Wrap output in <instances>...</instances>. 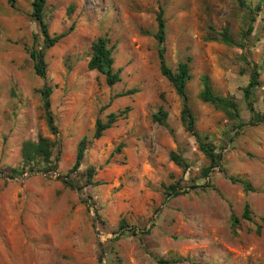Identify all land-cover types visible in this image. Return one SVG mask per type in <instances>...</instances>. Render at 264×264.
Wrapping results in <instances>:
<instances>
[{
  "label": "rangeland",
  "instance_id": "1",
  "mask_svg": "<svg viewBox=\"0 0 264 264\" xmlns=\"http://www.w3.org/2000/svg\"><path fill=\"white\" fill-rule=\"evenodd\" d=\"M258 4L251 15L248 7ZM30 14L31 0H0V173L12 178L0 177V264H158L177 257L178 264H264V227L255 232L264 217V0H47L49 35L66 34L44 50ZM223 28L235 46L208 40ZM98 37L108 39L113 70H120L112 86L87 67ZM160 50L171 70L191 57L185 93L194 129L222 153L223 172L215 167L203 177L210 162L181 124L182 100L161 74ZM31 51H42L44 77L35 74ZM261 63L250 111L242 89ZM203 75L215 94L239 105L237 121L200 101ZM44 86L52 89L56 135L45 121L38 92ZM161 110L166 126L153 120ZM110 113L118 119L95 139V121ZM39 135L58 141L54 170L22 165L23 143ZM83 137L85 158L70 172ZM171 152L191 164L185 173ZM22 166L23 175L12 174ZM90 167L93 185L86 183ZM173 184L179 194L172 197ZM246 202L252 221L233 226L231 216L240 217ZM121 224L129 231L116 239Z\"/></svg>",
  "mask_w": 264,
  "mask_h": 264
},
{
  "label": "trees",
  "instance_id": "2",
  "mask_svg": "<svg viewBox=\"0 0 264 264\" xmlns=\"http://www.w3.org/2000/svg\"><path fill=\"white\" fill-rule=\"evenodd\" d=\"M47 0H31V18L37 23L40 35L43 39V45L42 49H48L54 46L62 37L65 36L66 33H61L56 36H50L48 33V24L45 22V4ZM9 3L11 6L14 4V0H9ZM250 14H254V12H260V5L258 4L255 9H250L248 7ZM249 15L248 18V27L247 31L242 33V36L244 38L247 37V35L251 32L252 26L251 23L254 19L253 16ZM156 22H157V33L156 38L158 39L159 43L162 44L165 40V21L163 19V15L161 12H159L156 15ZM208 40L210 41H219L222 42L225 45L228 46H235V42L230 37L229 32L226 28H223L219 32H213V36L209 37ZM108 39L105 37H98L94 43L91 46V53H90V59L88 61L87 67L90 71H97L100 74L105 76V82L108 86H112L115 83L120 81V70L114 71L113 70V58L111 56V49L107 48ZM242 46V45H241ZM240 46V47H241ZM29 56L31 60L34 62V71L37 76L44 77V63L42 61V51H31L29 53ZM160 57V71L164 78H166L171 85L173 86L176 94L181 98L182 100V108L180 110V121L185 130L193 136L197 143L200 151L205 155V157L209 160L210 164L208 167H204L202 169L203 177L209 178V173L211 172L212 168L219 167L221 171L223 172V164H224V156L221 152H217L213 144L208 141L209 137L207 135H203L198 133L194 129V122L195 119L193 117V114L188 106L187 99H186V83L191 79V75L189 73L190 67L189 63L191 61L190 56H186L184 60L177 63L175 70H171L165 65L164 59H163V51L160 50L159 52ZM243 60L246 59L242 57ZM255 71L253 74H251L250 79L246 85L242 89L244 98L247 102V105L249 106V110L253 111L252 104L249 101V96L251 94L252 88L255 87L258 84V69L261 70L262 63L255 66ZM201 81V91L198 94V98L201 102L211 105L216 109L224 111L230 119H235L236 121L239 119V112L240 107L238 104H235L227 97L219 96L214 93V91L211 88L209 79L207 76L203 75L200 78ZM38 92L41 95L42 98V107L44 111L45 121L47 124V127L51 134L56 135L57 134V127L55 124L54 116L50 111V94L52 92V89L48 86H44L42 89L38 90ZM136 92L135 89L127 90L123 93H120L118 96H128L131 94H134ZM167 114L163 112L162 110L158 113H155L153 115V120L163 126H166L165 119ZM118 119V115L114 113H110L107 116V120L105 122L101 121L100 119H97L95 121L94 126V133L93 136L95 139H98L101 137L102 133L109 129ZM238 126L241 127L243 124L240 122L238 123ZM229 141H232V138H228ZM58 141L52 140L48 137H44L42 135H39L36 141H26L23 143L21 148V158H22V165L24 167H27L28 170H39V164L41 165V168L45 171L48 170H54L56 168V160L57 157H53V149L56 147ZM88 148V142L85 137H83L77 146L76 151V157L75 161L73 163V166L70 170L77 171L84 158L85 153ZM119 150V149H117ZM169 159L182 170L183 173H185L191 166L190 163H188L184 157L181 154L171 152L169 154ZM23 166L18 169H13L11 172L14 175H23ZM89 176L86 181L87 184L93 185L94 183L91 181V177L93 175L94 169L90 167L88 169ZM232 182L239 183L245 193L248 192H255V188L247 182L244 179L240 178H232ZM63 183L73 189L81 190L82 187L74 186L73 182L69 183L67 181H63ZM210 182H208L205 186H210L213 188L212 185H209ZM167 194L168 196H176L179 194V189L177 185L173 184L167 187ZM252 210L250 205L246 202L244 204L242 213L240 217H236L234 215L231 216V224L233 226H236L240 223V221L244 220L247 222L252 221ZM259 225H257L256 233L259 234L261 229L264 227V217L259 218ZM119 230H122V232H119V235L116 237L119 238L120 236L124 235L125 232L129 231L127 229L126 225H119ZM133 235H136L134 231H132ZM182 259L180 258H172V259H156V262L158 264H178L181 262Z\"/></svg>",
  "mask_w": 264,
  "mask_h": 264
},
{
  "label": "water",
  "instance_id": "3",
  "mask_svg": "<svg viewBox=\"0 0 264 264\" xmlns=\"http://www.w3.org/2000/svg\"><path fill=\"white\" fill-rule=\"evenodd\" d=\"M39 173H41V174H43V175H48V172H45V171H41V172H39ZM0 177H3V178H5V179H10V180H12V178H11L9 175L5 174V173H0ZM24 177H25V176H22V177H19V178H17V179H23ZM55 177H56L57 179L61 180V181H67V182H69V183H72V181H71L68 177L62 176V175H60V174H55ZM89 201H90V200H89ZM99 247H100V255H101V257H103L104 255H103L102 248H101V246H99Z\"/></svg>",
  "mask_w": 264,
  "mask_h": 264
}]
</instances>
